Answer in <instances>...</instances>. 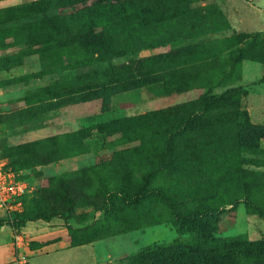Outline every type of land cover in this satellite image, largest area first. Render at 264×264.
<instances>
[{"label": "rangeland", "instance_id": "1", "mask_svg": "<svg viewBox=\"0 0 264 264\" xmlns=\"http://www.w3.org/2000/svg\"><path fill=\"white\" fill-rule=\"evenodd\" d=\"M142 1L152 11L151 16L160 18L161 25L162 20L168 22H164L162 29L170 42L100 61L90 49L65 45L60 34L50 28L51 24L61 23L69 9L45 7L40 3L0 8V123L9 129V142L0 155H5L8 162L18 159L23 166L14 172L28 185L23 207L26 200L34 195L38 197L41 187L54 189L57 178L68 185L83 203L71 220L81 225L79 228L93 224V228L112 233L99 241L98 247L107 253L101 264L121 263L154 244L187 241L194 236L196 225L186 223L178 231L166 217L160 198L145 197L133 206L123 201L116 187L131 193L138 186L140 176L149 174L145 188L173 192L179 197L194 196L198 192L194 187L197 184L184 172L206 171L207 165H201L200 158L214 159L216 153L211 150V144L216 138L204 140L213 132L209 126L201 129L203 133L193 131L187 139L176 138L170 147L165 132L152 135L151 127L136 130L135 137L112 135L106 129L100 133L72 131L106 119L195 99L205 93L214 79L223 80L222 74L230 70L229 59L237 57L240 59L232 76H226L223 85L211 87L210 93L238 87L239 107L246 110L250 122L264 125V53L259 50L264 48V0ZM172 5L177 8L173 17L167 10ZM154 30H146L145 37L156 39ZM43 34L58 47L46 49L44 44H37ZM181 48L190 49L180 53L182 60L209 59L208 69L199 75L204 83L196 82L186 91L161 97L153 96L150 87L143 86L108 97L110 111L105 113H99L98 100L48 109L55 103L48 102V95L56 90L64 91L59 85L79 70L70 67L71 62L85 59L101 68ZM31 141L39 143L27 144ZM259 146L264 148V138L259 140ZM242 157L244 160L238 165L256 171L258 174L248 178L260 182L264 176V154L242 153ZM44 161L48 163L42 164ZM218 187L206 189L223 191L222 184ZM253 187L244 188L249 191L247 201L241 198L220 209L214 235H237L260 241L264 253V216L256 213L254 204L264 212V189L262 185ZM27 204L31 206L30 202Z\"/></svg>", "mask_w": 264, "mask_h": 264}, {"label": "trees", "instance_id": "2", "mask_svg": "<svg viewBox=\"0 0 264 264\" xmlns=\"http://www.w3.org/2000/svg\"><path fill=\"white\" fill-rule=\"evenodd\" d=\"M143 2L142 0H33L26 3L29 5L40 3L45 7L69 9L70 11L62 16V22L51 24L50 28L54 33L60 34L64 41L62 43L65 45H75L82 50L90 49L96 53L95 59L100 61L105 57L135 54L170 42L165 38L162 29L168 22L162 20L161 25L160 18L151 16L152 11ZM157 3L160 1L157 0ZM155 9H159V6H155ZM167 10L171 12V17L177 12L175 5L169 6ZM150 28H155L156 39L145 37V31ZM38 39L37 44H44L45 47H43L46 49L58 47L44 34ZM185 50L190 49L181 48L151 54L130 59L118 65L106 64L101 68L85 59L71 62L70 67L79 70L73 77L59 85L64 91L56 90L54 94L48 95V102H55L48 109L99 100V110L106 112L110 110L107 106L110 103L108 97L143 86L150 87L153 96L161 97L186 91L194 87L196 82L204 83L199 75L208 69L209 59L182 60L180 53ZM259 50L264 53V48L259 47ZM238 59L240 58L229 59V73L222 74L223 80L214 79L209 88L206 87L205 93L195 99L136 115L112 118L72 131L75 134L80 130L100 133L106 129L112 135L135 137L136 130L151 127L152 135L160 131L165 132L166 143L170 147L176 138L187 139L192 136L193 131L203 133L201 129L209 126L208 128L213 132L211 135H206L204 140L209 137L216 138L211 144V150L216 153L214 159L200 158L201 165L204 163L207 165L206 171L196 169L194 172H184L192 183L197 184L194 187L198 188V192L194 196L179 197L173 192L166 193L159 189L145 188L149 174L140 176L138 186L131 193L123 191L121 186L116 187V192L121 194L123 201L129 205L136 206L145 197L160 198L166 217H169L168 219L175 224L178 231L186 223L196 225L193 229L194 236L187 241L176 240L170 244H154L137 251L124 262L117 264L263 263L264 253L260 248V241H251L237 235L225 237L214 235L222 207L241 198L247 201L249 191H244V188L250 189L254 188L253 186L262 185L264 189V176L258 183L250 181L248 177L258 173L238 165L244 160L242 153L264 154V148L259 146V140L264 138V125L250 122L246 110L239 107L238 98L241 92L238 87H230L219 93H210L211 87L223 85L226 76H232ZM160 125L164 126L156 130V127ZM39 141H31L27 144L31 145ZM6 147L7 145L2 146L0 153L4 152ZM0 159H5V170L14 173L23 169L18 159L8 162L5 155H0ZM46 163L48 161L42 164ZM211 175L213 177H210ZM221 184L224 186L221 188L223 191L206 189L207 186L218 187ZM26 193L19 198L20 210L10 212L0 221H5L12 228L38 218L59 217L67 221L73 219L76 209L83 206V203L78 201L68 185L64 184L60 178H57L54 189L48 190L46 187H41L38 197L32 196L25 201L23 207L22 199ZM228 195L231 196L229 200ZM93 196L95 197V193ZM29 202L31 206L27 204ZM254 204L256 213L264 216V212L258 209V204ZM86 206L90 205L87 203ZM156 208L155 206L154 211ZM93 227V224H88L83 228L69 229L72 240L75 243L89 242L112 234Z\"/></svg>", "mask_w": 264, "mask_h": 264}, {"label": "crops", "instance_id": "3", "mask_svg": "<svg viewBox=\"0 0 264 264\" xmlns=\"http://www.w3.org/2000/svg\"><path fill=\"white\" fill-rule=\"evenodd\" d=\"M29 1L33 0H0V8ZM96 103L100 107V101ZM99 113L105 112L99 110ZM8 142L9 129L0 123V148ZM80 226L71 219L64 221L59 217L29 220L17 228L0 221V264H11L18 255L25 256L27 264H101L107 257L106 250L98 247L102 239L77 243L72 240L69 229ZM14 234L18 236L16 245Z\"/></svg>", "mask_w": 264, "mask_h": 264}, {"label": "built area", "instance_id": "4", "mask_svg": "<svg viewBox=\"0 0 264 264\" xmlns=\"http://www.w3.org/2000/svg\"><path fill=\"white\" fill-rule=\"evenodd\" d=\"M5 160L0 159V216H7L12 211H19L21 204L19 198L28 192V185L24 180L17 178L13 172L4 169ZM14 245L18 241L14 234ZM11 264H27L25 256H15Z\"/></svg>", "mask_w": 264, "mask_h": 264}]
</instances>
